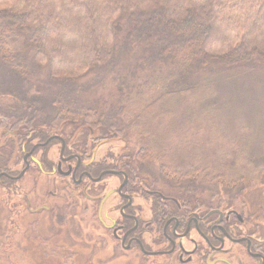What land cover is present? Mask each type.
I'll return each instance as SVG.
<instances>
[{
    "label": "trees",
    "instance_id": "16d2710c",
    "mask_svg": "<svg viewBox=\"0 0 264 264\" xmlns=\"http://www.w3.org/2000/svg\"><path fill=\"white\" fill-rule=\"evenodd\" d=\"M263 72L264 0H0L5 151L14 145L12 133L25 140L46 129L76 134L87 126V134L96 129L130 137L142 112H131L128 104L145 96L156 99L150 107L166 116L173 103L186 106L206 92L207 116L215 119L224 105L219 88ZM106 82L118 87L117 96L104 104L91 99ZM6 97L12 101H1ZM210 120L200 118L179 135L199 137ZM138 144L132 159L153 158V143ZM263 167L255 171L262 184ZM134 172L142 170L134 165ZM157 173V180L179 188L187 200L209 188L217 191L216 185L243 191L249 182L230 169L211 174L163 164ZM204 175L215 183L199 184Z\"/></svg>",
    "mask_w": 264,
    "mask_h": 264
},
{
    "label": "rangeland",
    "instance_id": "374dc122",
    "mask_svg": "<svg viewBox=\"0 0 264 264\" xmlns=\"http://www.w3.org/2000/svg\"><path fill=\"white\" fill-rule=\"evenodd\" d=\"M249 74L248 77L237 80L239 83L235 87H226L223 92L219 88L224 105L215 119L207 116L205 106L211 103V98L206 92L197 95L194 102L182 105L183 109L173 103L166 116L163 113L160 115L156 107H150L156 99L149 96L134 99L128 107L131 112L140 111L142 115L136 124H132L134 130H129L131 140L130 137L120 134L109 135L113 140L104 142L106 144L98 150L96 158L102 161L108 158L109 163H112L111 155L116 157L127 143V156L136 154L140 140L144 146L153 143V158L135 156L132 160L137 169L142 170L141 173H136L139 177L156 179L160 174L157 171L163 164L178 165L179 168L186 169H204L211 174L235 170L237 173L246 174L249 180L246 185L248 189L244 192L245 199L259 208H264V184L258 178V172H255L264 166V74ZM117 94L118 87L106 82L104 90L93 93L91 99L104 104V101H110ZM151 96L154 95L151 93ZM4 100L12 101L8 97L1 99ZM143 105L145 106L142 107ZM203 109L204 115L199 116V111L202 112ZM199 117L204 120L211 119L202 125L199 137L179 135L182 129L198 123ZM137 126L144 135L137 130ZM86 127L77 128L76 134H84ZM80 129H83L82 132ZM94 131L95 137H108L96 129ZM138 133L144 137V141ZM104 139L106 138H101ZM182 139L185 140L180 142ZM180 144L187 149L182 151ZM58 147L55 143L51 150V160L55 163L58 161ZM140 159L144 163L141 164ZM20 163L16 166V171L22 169ZM263 170L264 167L261 171L264 172ZM159 179L166 192H181L179 188L171 187L168 182L160 177ZM51 181L52 178L40 176L35 186L33 174L30 173L18 186H13V192L0 187V264H145L143 255L137 250L119 255L124 253L121 248L110 243L104 245L99 230L95 231L93 225L88 226L84 222L77 207L70 208L73 202L69 200L74 197H49L47 191L52 190ZM119 182L120 178L110 177L103 185L108 190L117 187ZM198 183L210 186L215 182L212 177L204 175ZM90 194L95 195V191H90ZM141 197L138 196L135 202L141 203ZM27 199L31 200V204ZM43 204L51 208L64 206L61 213V217L65 216L64 223H61L58 212H50L51 208L50 211H31V208L39 209ZM78 207L82 208V204L79 203Z\"/></svg>",
    "mask_w": 264,
    "mask_h": 264
},
{
    "label": "flooded vegetation",
    "instance_id": "af4514ba",
    "mask_svg": "<svg viewBox=\"0 0 264 264\" xmlns=\"http://www.w3.org/2000/svg\"><path fill=\"white\" fill-rule=\"evenodd\" d=\"M89 131L70 136L63 129H46L45 134L25 140L12 133L14 145L9 151L1 135L0 187L13 192V186L30 173L35 186L40 176L52 178L49 197H74L70 208L77 207L84 222L99 230L104 245L121 248L124 253L119 255L137 250L145 264H264V208L245 199L247 186L231 191L228 185H216L217 191L211 188L187 200L182 192H166L157 179L139 177L133 159L126 155L129 143L116 157L111 155L112 163L108 158L98 160V150L113 138L95 137V131ZM55 143L56 163L51 160ZM19 163L22 169L16 171ZM110 177L120 182L107 190L103 184ZM138 196L141 203L135 202ZM50 208L43 204L31 211ZM63 208L54 206L50 211L58 212L61 223Z\"/></svg>",
    "mask_w": 264,
    "mask_h": 264
}]
</instances>
